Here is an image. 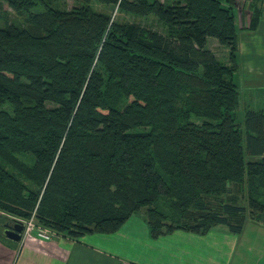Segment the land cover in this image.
<instances>
[{
    "label": "trees",
    "instance_id": "1",
    "mask_svg": "<svg viewBox=\"0 0 264 264\" xmlns=\"http://www.w3.org/2000/svg\"><path fill=\"white\" fill-rule=\"evenodd\" d=\"M58 1L0 0L1 238L34 213L77 241L114 235L142 209L152 239L220 225L240 234L243 188L264 224V107L246 112L244 131L236 119L237 1L98 0L155 16L165 33L117 22L94 0ZM230 185L238 194L224 200Z\"/></svg>",
    "mask_w": 264,
    "mask_h": 264
},
{
    "label": "crops",
    "instance_id": "2",
    "mask_svg": "<svg viewBox=\"0 0 264 264\" xmlns=\"http://www.w3.org/2000/svg\"><path fill=\"white\" fill-rule=\"evenodd\" d=\"M259 76V79H264L262 74ZM2 216L3 213L0 211V222ZM250 221L252 223H246L240 234L232 233L228 228L229 234L217 233L216 226L205 235L177 230L155 239L153 242L159 261L156 264H233L235 260H238L236 264H264V224ZM129 223L114 235L95 234L81 238L78 242L83 243L84 247H77L79 244L63 235L52 241L31 236L17 242L3 234L6 240L0 236V264H155L146 253L143 255L135 253L128 257L127 253L119 252L116 256L112 253L107 254L108 252L103 249L105 242L108 239H115L116 236V239L122 240L132 237L133 249L137 245L139 250L143 251L141 244L143 239H150L149 230L146 231L145 227V232L143 229L141 233L140 229L130 227ZM7 227L3 226V233ZM225 242L229 244L226 245ZM19 245L21 247L17 252ZM214 251L220 255L215 256ZM94 253L100 255L96 256ZM131 258L133 261H130Z\"/></svg>",
    "mask_w": 264,
    "mask_h": 264
},
{
    "label": "rangeland",
    "instance_id": "3",
    "mask_svg": "<svg viewBox=\"0 0 264 264\" xmlns=\"http://www.w3.org/2000/svg\"><path fill=\"white\" fill-rule=\"evenodd\" d=\"M236 1H237L236 9L238 12L237 21L239 27V54H238L239 57H238V66H237V73L235 79L237 84L239 85V91H240L239 106L236 110V119H237V123L240 124V128L242 129V131H244V120H245L246 112L251 109L257 110V109H262L264 107V87H263L264 79L263 80L259 79L260 74L264 76L263 75L264 74V24L259 25L257 30L251 29V21L253 16L252 7L254 4V0H236ZM81 3H82L81 0H60L58 2H55L54 5L57 7L59 6V7L71 9L76 6H80ZM92 5L97 11H104L111 13L113 20L117 22H123V23L136 22V23H140L143 26H146L147 28L156 29L159 32L165 33L166 31L165 30L166 28L159 22V20L155 16H149V17L136 16L131 13L122 12L119 10L118 7L113 8L102 5L98 3V0H94ZM262 8L264 9V0L262 2ZM2 13L8 15L12 20H15L16 18H18L21 21L24 20L22 16H18L13 11V9L9 7L8 3H4V8ZM3 20L4 19H0L1 23L4 22ZM207 48L213 51L221 61L230 64L229 50L223 47L222 45H220L217 39L212 37L208 38ZM242 192L243 193H240V204L246 206L247 213L245 214L244 219H248L247 223L250 224L252 223L250 221L252 219V210L248 206V191L246 188H243ZM233 194L237 195L238 189L236 187H233V185H230L228 187L227 194H225L223 197L224 200H228V198H230ZM243 195L245 196V199ZM262 220L263 219H261V221ZM24 221L33 222L34 224V229L24 234L23 238L25 239L33 236L40 240L52 241L58 239L60 236L59 233H57L56 231L40 224L39 221L36 219L35 213L33 214V216H31L30 218ZM128 223L130 227L132 226L134 228L137 227L138 229H140L141 233H143V229L145 232V227L147 228L146 231H148L149 227L147 224L146 209H142L138 213H136L128 221ZM214 229L215 228H213V230ZM39 232L45 233L47 236L50 237V239L46 240L45 238L40 237ZM216 232L217 233L228 232L227 234H229V231L225 226L216 227ZM114 237L115 239L112 240L108 239V241H106L103 246V249L106 252H108L107 254L112 253L113 255L117 256L119 254L116 253L124 252L127 253L128 257H131V255L135 253H139L140 255L146 253V256L149 255L151 256L155 264L159 262L158 259L156 258L158 253L155 251V243L153 242L155 239H152L151 237L149 240L143 239V243L141 244V249H143V251H140L137 245L133 249L132 237H128L123 240L120 238L116 239V236ZM70 240H74V239H70ZM74 241L77 244H79L77 245V247L79 246L84 247L83 243H80L77 240ZM225 244L228 245L229 243L225 242ZM173 246H175L174 243ZM20 247L21 245L17 247V252H19ZM94 254L96 256L97 254L100 255V253H94ZM214 255L218 256L220 255V253L217 255L216 251H214ZM130 261H133V259L131 258ZM214 262L218 263L217 260H214ZM236 262H238V260H235L233 264H236ZM249 263H251V260L249 261Z\"/></svg>",
    "mask_w": 264,
    "mask_h": 264
},
{
    "label": "water",
    "instance_id": "4",
    "mask_svg": "<svg viewBox=\"0 0 264 264\" xmlns=\"http://www.w3.org/2000/svg\"><path fill=\"white\" fill-rule=\"evenodd\" d=\"M25 223L21 220H14L12 225H8L7 229L4 231V234L14 240L21 241L25 232Z\"/></svg>",
    "mask_w": 264,
    "mask_h": 264
},
{
    "label": "built area",
    "instance_id": "5",
    "mask_svg": "<svg viewBox=\"0 0 264 264\" xmlns=\"http://www.w3.org/2000/svg\"><path fill=\"white\" fill-rule=\"evenodd\" d=\"M24 223H25V232H24V234L25 233H27V232H29L30 230H32V229H34V224H33V222H25L24 221ZM39 235H40V237H42V238H45L46 240H49L50 239V237L49 236H47L45 233H43V232H39ZM23 237H24V235H23Z\"/></svg>",
    "mask_w": 264,
    "mask_h": 264
}]
</instances>
